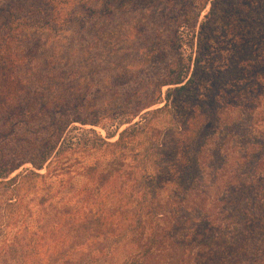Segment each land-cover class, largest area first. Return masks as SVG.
I'll use <instances>...</instances> for the list:
<instances>
[{"label": "trees", "instance_id": "1", "mask_svg": "<svg viewBox=\"0 0 264 264\" xmlns=\"http://www.w3.org/2000/svg\"><path fill=\"white\" fill-rule=\"evenodd\" d=\"M26 1L0 0V11L19 13L23 6L15 5ZM247 1L208 0L211 9L200 25L192 74L189 65L182 64L183 59L170 63V56L162 54L158 59L161 72L144 81L143 93L148 96L151 90L156 98L141 104L133 115L159 103L162 89L170 87L164 105L151 114L178 108L183 111V124L163 135L161 128L150 126L146 120L123 130L113 143L99 138L119 153L116 162L108 169H89L90 179L71 198H76L75 203L68 200L55 208L54 225H42L33 233L28 232L33 216L28 196L37 181L55 178L62 189L67 188L72 181L69 175L76 172L68 152L84 150L86 145L65 146L63 134L73 121L88 122L59 117L60 108L50 100H36L40 104L32 108L34 114L22 111L31 90L15 74L16 34L21 25L11 22L2 26L1 30L8 28L0 39V264H240L249 256L253 242L264 243V70H260L264 58L260 66L249 59L237 63L230 52L232 48L251 46L255 50L253 47L263 43L254 34L262 27L261 21L254 22L253 0ZM258 2L264 4V0ZM9 3L12 6H6ZM212 21L217 24L218 40L208 29ZM215 49L228 52L226 66L209 59ZM234 114L239 118L233 119ZM10 116L17 119L16 125L9 123ZM27 116L41 121L38 124H42L43 137H16L20 123L29 126ZM243 116L246 119L240 122ZM228 117L231 121L225 131ZM245 122L248 125L243 130ZM215 131H221L224 152L210 141ZM256 131L263 136H255ZM23 132L34 133L30 128ZM239 132L245 144L239 164L244 161L247 170L227 161L228 150H237L240 144L236 140ZM143 133L149 142L159 143L157 149L150 150L152 157L147 155L137 164L145 168L138 172L130 166L124 173L113 167ZM232 137L236 148L231 146ZM257 138L262 140L260 144L255 142ZM16 140L26 145L22 152L17 153L12 144ZM26 164L32 168L23 169ZM155 168L163 171L166 179L162 184H153L158 174L152 175L149 170ZM145 176L150 183H143ZM127 178L138 183L139 190L133 196L130 191L128 198L117 202L114 212H108L104 194L110 187L119 190V182ZM46 201L42 199L37 207L42 209ZM260 256L262 264L264 245Z\"/></svg>", "mask_w": 264, "mask_h": 264}, {"label": "rangeland", "instance_id": "2", "mask_svg": "<svg viewBox=\"0 0 264 264\" xmlns=\"http://www.w3.org/2000/svg\"><path fill=\"white\" fill-rule=\"evenodd\" d=\"M220 3H223V0ZM220 5L219 7H224ZM15 6L23 7L18 9L19 13L14 12L13 15H10L9 9L0 11V39L8 28L1 30L3 25L11 22L21 25L16 34L18 68L15 74L31 90V96L24 101L22 111L34 114L32 108H37L40 104L36 103V100H50L60 108L57 113L59 117L65 116L72 120L81 118L88 122L84 125L73 121L67 125L63 134L62 142L65 146L86 145L84 150L79 149L73 154L68 152L76 172L69 175L72 181L67 184V188L62 189L61 183L55 178L43 183L37 181L33 192L28 196L27 201L31 200L30 207L33 208V216L28 221V232L33 233L42 225H54L55 208L68 200H72V204L75 203L76 198H71L90 179L89 169H108L116 162L119 153L102 144L99 138L113 143L118 140L123 130L133 128L136 123L144 124L146 120L150 121V126L161 128L163 135L173 132L175 126L183 124V111L178 108L156 116L151 114L164 105L166 91L170 87L162 89V100L159 103L138 112L135 116L133 114L141 104L156 98V95L150 93L151 90L146 96L147 92L144 94L142 88L147 78L150 80V77L161 72L162 65L158 59L162 54L170 56V63L183 59L182 64L185 67L189 65V74H192L200 25L206 21L205 16L210 13L211 3L208 0H28ZM48 6H55V9L52 10ZM251 6L254 22L261 21L262 24L260 30L255 29L254 34L263 43L253 47L255 50H251V46L245 49L232 48L230 52L234 53L237 63L249 59L258 62L257 65L260 66L263 61L261 59L264 58V4L253 0ZM216 26V22L212 21L208 27L214 40L220 38L219 34H216ZM207 45L208 43L205 46ZM227 54L228 52L215 49L210 53L209 59L213 58L221 63V66H226ZM33 117L27 116L29 126L20 123L16 137L25 135V138L21 139L29 140L39 135L44 136L42 124H38L41 121ZM236 118L239 117L234 114L233 119ZM244 119L246 118L243 116L239 121L244 122ZM9 120V123L14 125L17 119L10 116ZM230 121L228 117L224 125L225 131ZM92 122L96 125H92ZM244 124L243 130L248 123ZM26 128H30L34 133L24 134L23 129ZM212 131L213 129L211 135H214ZM231 132L233 133L232 130ZM215 133L210 141H215L217 147L223 148L221 131ZM241 135L242 133L236 139L240 143L237 150H228L227 161L247 170L244 161L239 164V160H242L241 148H245L243 140L240 139ZM254 135L258 138L263 136L260 131H256ZM138 137L139 139L125 150L126 156L123 160L113 165L117 170L121 169L126 173L125 170L128 171L130 166L136 167L138 172L145 168L137 164L145 160L147 155L148 158L152 157L150 150L157 149L159 143L149 142L145 133L139 134ZM258 138L255 142L260 144L262 140ZM236 140L235 137L230 138L232 147ZM2 141L0 140V143ZM22 143L17 140L12 142L17 153L26 147ZM220 165L222 164L218 163V166ZM27 168H32L31 164L23 167ZM149 172H152V175L158 174L153 184H162L166 179L161 175L163 171L159 172L157 168ZM41 174H44V171ZM142 181L150 183L147 176L143 177ZM137 185L138 183H132L127 178L119 182L121 194L118 188L110 187L107 194H104V189L99 195L104 194L103 197L107 198L104 202L108 212H114L113 208L117 202L128 198L130 191L133 196L135 190H139ZM167 194L169 192L162 194V197ZM42 199L47 201L41 209L37 207V203ZM252 244L249 256L242 258L240 264H261L260 253L264 243L258 241ZM41 255L45 258V251Z\"/></svg>", "mask_w": 264, "mask_h": 264}]
</instances>
